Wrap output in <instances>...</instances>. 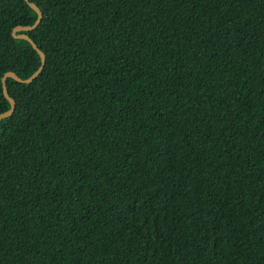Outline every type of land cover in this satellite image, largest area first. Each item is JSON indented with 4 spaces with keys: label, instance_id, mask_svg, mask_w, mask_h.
I'll return each instance as SVG.
<instances>
[{
    "label": "trees",
    "instance_id": "obj_1",
    "mask_svg": "<svg viewBox=\"0 0 264 264\" xmlns=\"http://www.w3.org/2000/svg\"><path fill=\"white\" fill-rule=\"evenodd\" d=\"M28 3L0 264H264V0H0V114Z\"/></svg>",
    "mask_w": 264,
    "mask_h": 264
},
{
    "label": "water",
    "instance_id": "obj_2",
    "mask_svg": "<svg viewBox=\"0 0 264 264\" xmlns=\"http://www.w3.org/2000/svg\"><path fill=\"white\" fill-rule=\"evenodd\" d=\"M25 1H27V0H25ZM28 5H29V7L31 9H33L37 13L36 22L32 26L14 28L12 30V36L15 37V38H18V39H23V40L28 41L31 44V46L38 53V55L40 57L41 64L38 67V69L29 78H27L25 80H21L19 77H17L14 73H11V72L6 73L2 77V92H3V95L5 96V98L10 103V109L8 111L0 114V120L5 118V117H7V116H9L12 113L13 108H14V101L8 96V94L6 92L5 78L9 77V78H12V79H14V80H16L18 82H21V83H29L40 73V71L43 68L44 61H45L44 54L37 48V46L32 42V40L26 34L22 33V32H25V31H31V30L35 29L38 26V24L40 23L41 17H42V14H41L40 10L34 4L28 3ZM16 33H18V34L16 35Z\"/></svg>",
    "mask_w": 264,
    "mask_h": 264
}]
</instances>
